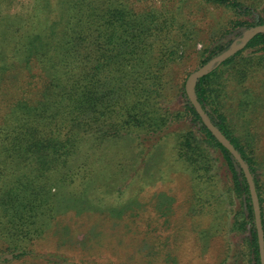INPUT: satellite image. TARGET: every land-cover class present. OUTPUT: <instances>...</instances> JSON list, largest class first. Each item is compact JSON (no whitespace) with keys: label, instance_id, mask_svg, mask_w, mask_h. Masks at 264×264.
I'll use <instances>...</instances> for the list:
<instances>
[{"label":"trees","instance_id":"trees-1","mask_svg":"<svg viewBox=\"0 0 264 264\" xmlns=\"http://www.w3.org/2000/svg\"><path fill=\"white\" fill-rule=\"evenodd\" d=\"M199 2L243 18L233 24L241 33L237 40L246 30L264 25V9L255 5L240 0ZM36 3L32 10L26 3L0 8V264L30 256L34 243L61 226V217L93 212L99 195L97 147L126 145L130 139L137 145L136 159H143L155 147H144L142 140L151 135L158 143L171 134L178 160L201 183V190L212 202L219 196L236 206L226 221L242 239L229 248L222 264H261L248 182L188 100L187 80L181 88L184 112L167 106L174 88L167 69L198 45L180 3L145 10L130 6L129 0ZM219 42L198 51L202 65L230 48L229 42ZM248 49L254 51L238 60ZM224 69L230 74L228 83L238 86L264 70V34L198 80L195 88L204 111L250 168L264 230L257 179L261 154L252 134L234 135L220 108ZM189 120L199 128L189 127ZM177 122L182 128L173 130ZM214 148L221 150L223 161L211 153ZM219 163L230 172L227 193L219 188L225 176Z\"/></svg>","mask_w":264,"mask_h":264},{"label":"rangeland","instance_id":"rangeland-1","mask_svg":"<svg viewBox=\"0 0 264 264\" xmlns=\"http://www.w3.org/2000/svg\"><path fill=\"white\" fill-rule=\"evenodd\" d=\"M36 1L0 0V8L11 9L26 3L32 10ZM50 1L55 5L58 0ZM129 1L130 6L141 10L154 4L161 7L180 3L183 7L185 21L195 32L193 38L198 45L167 69L174 84L167 106L173 112H184L186 101L181 88L189 75L203 66L198 51L214 42H229L231 46L238 41L241 33L239 29L233 30V24L243 18L199 0ZM240 1L264 9V0ZM253 51L246 50L238 60ZM229 76V71H225L220 108L235 136L246 138L249 132L255 138L262 168L257 179L264 200V70L243 86L228 83ZM187 125L199 128L193 120ZM175 127L179 130L182 124L174 123L173 130ZM147 137L142 140L144 147L155 148L143 159H136L137 145L130 139L126 145L97 147L94 171L99 195L93 212L61 217V226L34 243L30 256L9 264H222L229 248L242 239V234L231 232L227 226V212L236 208L235 204L232 206L219 196L212 202L214 198L201 190V183L192 178L177 158L174 134L158 143L153 136ZM211 153L223 161L221 150L214 148ZM218 165L222 167L221 163ZM221 172L225 176L219 188L227 193L231 181L226 174L230 172L227 166Z\"/></svg>","mask_w":264,"mask_h":264},{"label":"water","instance_id":"water-1","mask_svg":"<svg viewBox=\"0 0 264 264\" xmlns=\"http://www.w3.org/2000/svg\"><path fill=\"white\" fill-rule=\"evenodd\" d=\"M261 34H264V25H259L249 30H246L243 36L238 41L234 42L228 50L213 58L208 63L203 65L200 69L189 75L185 84V92L188 97V100L190 101L197 114L201 118L202 123L212 133L215 139L230 152L233 158L237 161L248 182L254 209L255 224L260 250V259L261 264H264V230L262 224L261 206L254 177L250 171L249 166L247 165L246 161L243 159L241 154L238 152V150L229 141V139L214 125L210 117L204 111L202 105L197 99L195 92L196 83L198 80L209 75L222 64H224L226 61L237 55L239 52L243 51L248 46L250 41H252L256 36ZM238 42L239 44H237Z\"/></svg>","mask_w":264,"mask_h":264}]
</instances>
